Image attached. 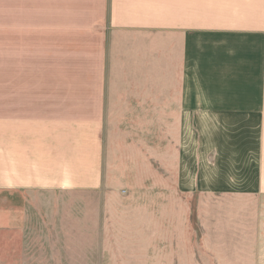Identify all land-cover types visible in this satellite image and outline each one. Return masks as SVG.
I'll return each mask as SVG.
<instances>
[{
	"label": "crops",
	"instance_id": "0c3cea01",
	"mask_svg": "<svg viewBox=\"0 0 264 264\" xmlns=\"http://www.w3.org/2000/svg\"><path fill=\"white\" fill-rule=\"evenodd\" d=\"M216 131L255 173L240 251L255 233L264 264V0H0L1 230L27 226L11 198L105 191L117 158H209Z\"/></svg>",
	"mask_w": 264,
	"mask_h": 264
},
{
	"label": "rangeland",
	"instance_id": "374dc122",
	"mask_svg": "<svg viewBox=\"0 0 264 264\" xmlns=\"http://www.w3.org/2000/svg\"><path fill=\"white\" fill-rule=\"evenodd\" d=\"M222 133L199 145L209 158H185V151L165 164L117 158L105 191L7 200L29 208L18 212L27 218L23 231L0 229V264H255L246 259L255 233L252 251H240L239 220H253L254 201L241 200L240 191L255 188L256 176L245 170L246 158H221ZM174 146L168 139L173 156ZM5 202L0 199V217L15 213L2 210Z\"/></svg>",
	"mask_w": 264,
	"mask_h": 264
}]
</instances>
